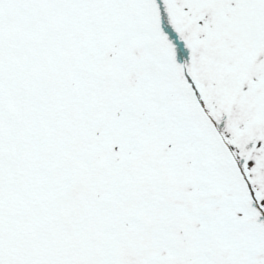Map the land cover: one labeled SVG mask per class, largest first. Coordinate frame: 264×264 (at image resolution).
Wrapping results in <instances>:
<instances>
[{
	"label": "snow or ice",
	"instance_id": "snow-or-ice-1",
	"mask_svg": "<svg viewBox=\"0 0 264 264\" xmlns=\"http://www.w3.org/2000/svg\"><path fill=\"white\" fill-rule=\"evenodd\" d=\"M0 264H264V0H0Z\"/></svg>",
	"mask_w": 264,
	"mask_h": 264
}]
</instances>
